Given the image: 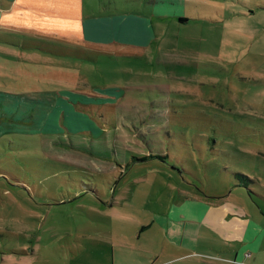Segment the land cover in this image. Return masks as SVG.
Instances as JSON below:
<instances>
[{"label": "rangeland", "instance_id": "374dc122", "mask_svg": "<svg viewBox=\"0 0 264 264\" xmlns=\"http://www.w3.org/2000/svg\"><path fill=\"white\" fill-rule=\"evenodd\" d=\"M179 11L186 24L152 18L160 28L133 59L122 48L111 58L90 52L93 61L69 54L79 34L41 36L18 17L30 10L0 20L69 45L62 54L0 46V95L15 106L0 102V264H108L111 254L113 264H158L187 253L169 234L188 199L208 205L187 230L193 260L264 259V0H185ZM26 98L34 107L24 111ZM91 102L82 108L93 117L79 115L87 112L75 104ZM149 152L165 162L129 163ZM233 171L256 180L251 196L230 189Z\"/></svg>", "mask_w": 264, "mask_h": 264}, {"label": "crops", "instance_id": "0c3cea01", "mask_svg": "<svg viewBox=\"0 0 264 264\" xmlns=\"http://www.w3.org/2000/svg\"><path fill=\"white\" fill-rule=\"evenodd\" d=\"M117 4L119 2L114 0H15L14 3L9 0L6 3H2V0H0V20L6 22L5 17L10 14L12 9L30 10L31 14L25 17L17 16L30 20L36 26L42 28L45 32L41 36L52 35L53 32H48L49 28H55L59 31L71 30L72 34H79L81 43L76 44L75 47L67 44L69 49L66 52H69V54L76 53V57H79L82 53L87 54V60L89 61L92 59L88 56L90 52L113 56L117 55L114 51L118 48H122L125 51V53L118 55L124 57L141 56L138 49L144 47L151 38L155 37L154 29L156 27L160 28V25L152 23L153 17H155V21L168 20L171 26L172 23L175 25L174 20L178 24H186L189 21V17L181 13L182 10L179 11V8L182 7L183 9L185 0H132V3H122L120 9L113 6ZM165 4L172 7L169 9L165 8L163 6ZM125 6L129 7V9H125ZM164 10H167V12H163ZM10 15L13 16L12 22H15L16 16ZM174 17L175 19L172 20ZM0 37L7 42L16 44L21 52L24 49L36 48L37 44H39L41 52L44 50L48 51L52 45H55L57 54H62L64 53L62 51L64 48L60 46L67 47V45H64L66 43L58 40L33 37L27 34L25 29L0 26ZM44 45L46 48H43ZM210 195L218 197V194ZM204 196L207 197V195ZM187 201L190 206L182 207L183 209L178 211L179 221L172 226L174 230L169 234V240L172 245L183 247L187 253H178L179 255L175 254L165 258V260H159L158 258L155 263L206 264L203 260L199 262L193 260L197 253L189 251L187 248L192 249L197 240L195 241V237L189 235L187 230L193 229L197 223H201L205 214L204 211L208 208V205L196 199H188ZM196 206L200 208V212L194 211ZM235 217L242 218L245 215L242 211H239L235 214ZM250 234L248 230L244 231L243 240L245 242H249L252 239ZM242 246L243 243L238 240L235 250ZM247 251L251 252L250 250H243L242 252ZM248 258L251 259L249 262L252 264H264V259L255 260L252 252L249 253ZM235 259L237 257L234 258L233 264H239ZM239 260H242L241 255ZM108 264H113L112 254Z\"/></svg>", "mask_w": 264, "mask_h": 264}, {"label": "trees", "instance_id": "16d2710c", "mask_svg": "<svg viewBox=\"0 0 264 264\" xmlns=\"http://www.w3.org/2000/svg\"><path fill=\"white\" fill-rule=\"evenodd\" d=\"M98 1V0H97ZM101 1V0H100ZM113 1V0H112ZM114 1H118L119 2V4H117L116 6L115 5H113L114 7H116L117 9H120L121 7H122V3H132V0H114ZM150 1V0H149ZM125 9H129V7H127V6H125L124 7ZM181 20V19H180ZM0 46H2V47H8V46H10V47H15V48H18L17 46H16V44H12V43H10V42H7L4 38H2V37H0ZM43 48H46L45 47V45L43 46ZM18 49H20V48H18ZM44 51H46V50H44ZM99 54H102V53H99ZM105 55H107V56H109L108 58H111L112 56L110 55V54H105ZM138 58V57H141V56H135V57H129L130 59H133V58ZM92 61L94 60V59H91ZM119 94H118V97L119 96H121V94L123 93L122 92V89H119ZM73 93H77V94H83V95H85V97H78V98H84V99H91V100H95L94 98H93V96H90V95H86L87 93H80V92H76V91H72ZM87 97V98H86ZM12 98V100H13V102H15V101H17L18 100V98L19 97H16L17 99H15V98H13V97H11ZM75 98H77V97H75ZM26 99H28L29 101L27 102V103H25L24 101H23V103H25L26 105H25V107L23 106V107H19V108H23L24 109V111L27 109V108H32V107H34V104L32 103V100L34 101V99H32V98H26ZM4 100H5V96H3V95H0V102L2 103V104H4V105H6L7 106V109H14L15 108V106L14 105H9L8 106V104L7 103H4ZM7 100V99H6ZM97 102V101H96ZM105 102L103 101V103H101V104H98L97 106H102L103 104H104ZM94 103L93 102H91V103H86V105H82V104H75L76 106H77V108L76 109H78V110H81V111H85V112H87V113H81V114H79V115H81V116H83V115H85V116H87V117H89V116H92L93 117V114H91L90 113V111H89V109H84V108H87V107H85V106H91V105H93ZM58 106H61V104L59 103L58 104ZM16 107H18V106H16ZM62 107V106H61ZM82 107H84V108H82ZM18 108V110H20ZM2 109V105L0 106V110ZM32 111V110H31ZM32 113V112H31ZM31 117V116H30ZM41 119H43V121L46 119V117H42ZM99 119H101V120H104L105 119V116L104 115H101V114H99L98 115V120ZM69 126H71V125H69ZM59 128H60V126H59ZM76 129V128H75ZM61 131H66V129L65 128H62L61 129ZM69 132V131H68ZM71 132H73V134H75V135H77V134H80V135H82V134H84V133H82V132H87V133H89V130H84V131H81V130H71ZM70 133V132H69ZM68 133V134H69ZM103 136H105V131L104 130H99V132H98V134H97V138H100V137H103ZM85 137H87V136H85ZM95 137V138H96ZM89 139H91V136H89L88 137ZM94 138V139H95ZM70 143L71 144H75V142H72V141H70ZM120 145H123V144H120ZM133 146H136V145H138V144H132ZM130 159H131V162H129V163H132V162H143V161H147V160H158V161H162V162H165V160H166V156L165 155H163V154H161V153H146V154H143V155H141V156H138V157H135V156H131L130 157ZM127 166H125L124 167V170H125V168H126ZM178 168H176V167H174V166H172L171 167V170H177ZM180 170H182L183 171V169H180ZM180 170L178 169L177 170V172L178 173H180ZM222 171L223 172H229L228 170H226V167L224 166L223 167V170H221V172H219V173H222ZM175 172V171H174ZM176 173V172H175ZM232 176L234 177V179H235V184H231V185H228L229 187H230V189H233V190H242V189H245L248 193H249V196H251L250 194L251 193H253V190L254 189H249V187H247V184H249V183H254L256 180L254 179H251L250 177H248V176H246V175H244V174H242V173H240V172H237V171H233L232 173ZM0 178L1 179H3V180H5L6 179V177L3 175V176H1L0 175ZM258 196H260L259 194H257ZM260 197H263V196H260Z\"/></svg>", "mask_w": 264, "mask_h": 264}]
</instances>
